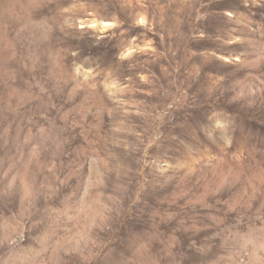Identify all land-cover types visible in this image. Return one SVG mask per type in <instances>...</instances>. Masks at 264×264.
<instances>
[{"label":"rangeland","instance_id":"obj_1","mask_svg":"<svg viewBox=\"0 0 264 264\" xmlns=\"http://www.w3.org/2000/svg\"><path fill=\"white\" fill-rule=\"evenodd\" d=\"M0 56V264H264V0H0Z\"/></svg>","mask_w":264,"mask_h":264},{"label":"bare ground","instance_id":"obj_2","mask_svg":"<svg viewBox=\"0 0 264 264\" xmlns=\"http://www.w3.org/2000/svg\"><path fill=\"white\" fill-rule=\"evenodd\" d=\"M97 23H98L97 21H92V22H91V25L94 26V25H97ZM108 23H109L108 21H104V20H102V21H100L99 24H100L101 26H103V28H105L104 26H106ZM46 33H47V32H46ZM45 40H46V39H45ZM48 40H49V39H48ZM0 57H1V56H0Z\"/></svg>","mask_w":264,"mask_h":264}]
</instances>
